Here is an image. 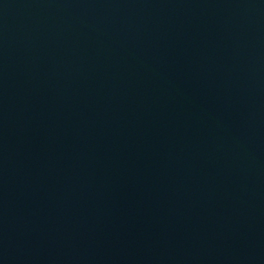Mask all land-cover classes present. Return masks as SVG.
Here are the masks:
<instances>
[{
    "label": "water",
    "instance_id": "obj_1",
    "mask_svg": "<svg viewBox=\"0 0 264 264\" xmlns=\"http://www.w3.org/2000/svg\"><path fill=\"white\" fill-rule=\"evenodd\" d=\"M0 264H264V0H0Z\"/></svg>",
    "mask_w": 264,
    "mask_h": 264
}]
</instances>
